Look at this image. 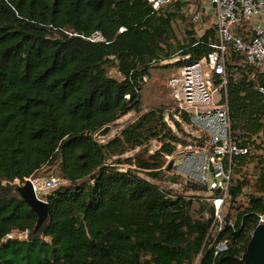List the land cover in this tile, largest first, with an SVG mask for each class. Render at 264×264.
<instances>
[{
    "label": "trees",
    "instance_id": "16d2710c",
    "mask_svg": "<svg viewBox=\"0 0 264 264\" xmlns=\"http://www.w3.org/2000/svg\"><path fill=\"white\" fill-rule=\"evenodd\" d=\"M191 4L193 18L203 0L158 12L146 0H0V264H244L264 213V95L257 89L264 70L228 54L231 130L237 145L251 148L233 161L221 229L206 198L148 180L168 177L165 156L181 140L163 109L143 111L141 79L156 67L198 62L215 38L213 28L198 35L191 25L177 40L172 23ZM95 33L103 42L87 40ZM129 113L136 118L119 136L96 139ZM59 165L62 184L47 195L48 217L33 233L37 217L15 188ZM220 242L227 249L216 254Z\"/></svg>",
    "mask_w": 264,
    "mask_h": 264
},
{
    "label": "built area",
    "instance_id": "2783aa9c",
    "mask_svg": "<svg viewBox=\"0 0 264 264\" xmlns=\"http://www.w3.org/2000/svg\"><path fill=\"white\" fill-rule=\"evenodd\" d=\"M189 1L146 0L155 12L176 2ZM203 5V11L192 21L197 22L201 15L210 16V24L205 29L213 28L215 38L211 51L205 57L179 68L166 81L174 107L164 116V122L173 132L179 125L188 141L178 143L175 152L165 156L162 170L180 183L205 186L210 194L216 191L221 195L212 199L215 218L221 229L219 212L232 184L233 161L249 153V147L237 145L232 134L223 92L227 83L225 68L229 53L242 56L250 66L264 68V27L256 23L264 16V0H203ZM87 40L91 43L103 42L98 33ZM215 80H218L217 85ZM257 89L264 95V86ZM170 162L172 167L168 171ZM27 180L31 182L36 198L43 202L62 182L53 175ZM259 224H264V213L258 216ZM226 249V242H220L215 253Z\"/></svg>",
    "mask_w": 264,
    "mask_h": 264
},
{
    "label": "rangeland",
    "instance_id": "374dc122",
    "mask_svg": "<svg viewBox=\"0 0 264 264\" xmlns=\"http://www.w3.org/2000/svg\"><path fill=\"white\" fill-rule=\"evenodd\" d=\"M196 12V9L194 8V5L191 4L188 7H183L181 10V14L183 15L182 19H177L172 23L173 31L175 34V37L177 40L183 39V33L186 29L189 28V26L193 25L194 29L196 30L197 34L200 35L202 34V30L206 28L210 24V19L209 18H202L201 20L197 22L192 21V16ZM193 23V24H192ZM179 60V58L161 63V65L164 64H173ZM241 65V63H239ZM179 68L171 66L168 68H163V67H156L153 70H151V74L149 78H144L143 82V88L141 92V102L143 105V111H148L150 109H163L164 111V116L170 113V111L173 110V105L174 103L170 100L169 98V91L166 86V81L167 79L176 72ZM257 69V68H256ZM264 68L257 69L258 72L263 71ZM108 75L119 79V75L117 74L116 70L114 68H109L108 69ZM136 116L134 113H129L125 117L121 118L118 120L115 125L109 127V130L106 134H97L96 139L99 142H106L116 136H119V133L121 130L129 123L133 122L135 120ZM181 129V127H180ZM173 132V131H172ZM181 140L179 143H187L188 138L185 135V132L183 129L181 131H176L173 132ZM255 143L258 145L261 143V138H253ZM178 144V143H177ZM153 147H156L157 143L152 142ZM250 147V146H249ZM251 148V147H250ZM136 153V151H131L123 155L121 158H128L133 156ZM123 168H126L123 166ZM245 170V173L248 175L251 174L252 172V166H248L246 168H243ZM40 174L43 176H48V175H53V176H59V173L57 171V168H51L48 171V168H44ZM141 177L148 179L145 177L144 174L140 173L139 174ZM164 176L167 177L166 174ZM171 179V181H170ZM150 182L153 184L158 185L160 188L167 189V190H172L174 193L179 194V195H184V196H201L206 198L205 202L207 205H212V194L209 192H194L187 190L186 187L189 185L180 183L179 180H174L171 177H167L166 179L163 178V180L157 181V180H151L148 179ZM62 184V183H61ZM229 209V203L226 201L224 202V205L222 209L219 212L220 217L223 219L224 216L227 214ZM12 238H24L25 236L18 234V233H13L10 235Z\"/></svg>",
    "mask_w": 264,
    "mask_h": 264
},
{
    "label": "water",
    "instance_id": "95a60500",
    "mask_svg": "<svg viewBox=\"0 0 264 264\" xmlns=\"http://www.w3.org/2000/svg\"><path fill=\"white\" fill-rule=\"evenodd\" d=\"M143 80L144 79H141V81ZM108 130L109 127H105L99 134H106ZM118 161L119 159H113L111 163L117 164ZM171 167L172 162L169 163L167 170L169 171ZM57 171L59 173L58 178L61 180L60 165ZM15 192L29 209L35 213L37 221L33 233H36L43 226L48 217L47 202L40 201L36 198L32 184L28 180L22 186H17ZM241 261L244 264H264V224H259L254 229Z\"/></svg>",
    "mask_w": 264,
    "mask_h": 264
},
{
    "label": "crops",
    "instance_id": "0c3cea01",
    "mask_svg": "<svg viewBox=\"0 0 264 264\" xmlns=\"http://www.w3.org/2000/svg\"><path fill=\"white\" fill-rule=\"evenodd\" d=\"M256 23L261 24L264 27V16L256 20Z\"/></svg>",
    "mask_w": 264,
    "mask_h": 264
}]
</instances>
